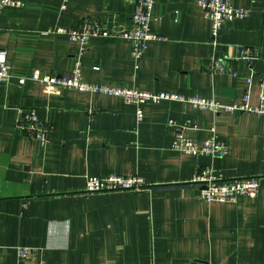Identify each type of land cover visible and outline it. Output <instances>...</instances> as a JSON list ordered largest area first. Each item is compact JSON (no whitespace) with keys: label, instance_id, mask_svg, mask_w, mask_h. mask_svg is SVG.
<instances>
[{"label":"crops","instance_id":"crops-1","mask_svg":"<svg viewBox=\"0 0 264 264\" xmlns=\"http://www.w3.org/2000/svg\"><path fill=\"white\" fill-rule=\"evenodd\" d=\"M17 1L0 9V48L12 74L0 82V264H264L263 115L161 100L142 104L138 120L136 105L122 97L32 78L71 77L79 58L90 83L224 104L249 90L257 104L264 0H232L250 15L227 21L216 45L197 0H155L158 37L138 62L125 38L94 37L82 49L56 31L93 20L117 34L131 26L136 0ZM242 46L260 50L252 66L236 59ZM214 52L231 71H208ZM21 109H36L50 124L46 146L17 127ZM179 124L200 144L215 133L228 153L175 150ZM205 167L225 178H257V195L205 202L192 181ZM106 174L139 176L146 186L86 190L88 176ZM20 247L37 249V256L20 258Z\"/></svg>","mask_w":264,"mask_h":264},{"label":"built area","instance_id":"built-area-1","mask_svg":"<svg viewBox=\"0 0 264 264\" xmlns=\"http://www.w3.org/2000/svg\"><path fill=\"white\" fill-rule=\"evenodd\" d=\"M8 5H19L17 0H0V9ZM197 5L204 11L206 18L211 21V41L214 45L218 43V38L223 33L225 23L236 19H244L250 15L247 8L236 7L232 0H197ZM155 0H136L135 10L131 17V26L125 30L114 34L107 26L99 21L85 20L78 25L67 29L59 26L56 31L66 33L69 39L79 43L83 49L91 38H111L120 37L129 40L132 44V58L138 62L146 53L149 43L158 36L152 30L153 10ZM261 52L258 48L251 46H242L238 49V61H244L249 66L258 60ZM228 68L227 62L216 56H212L208 71L214 73H224ZM11 65L5 49L0 48V82H8L11 78ZM73 75L71 77H57L40 79L38 72L33 74L32 78L41 80L47 84H62L68 88H75L83 92L103 93L112 96L122 97L127 104H134L137 108V118L141 120L144 117L142 104L145 102H160L161 100H180L190 102L194 107L200 109H209L212 111H241L257 113L264 116V74L260 78L261 93L259 102L252 104L250 102V91L246 90L243 98L239 102L224 104L215 99H204L200 97L185 98L178 93L153 92L139 90L123 86H109L104 84H94L84 80L82 75L80 59L75 60L73 66ZM236 75L235 71L232 72ZM26 77H20L19 82L23 84ZM249 82L252 78L248 79ZM168 124L176 125L174 120H169ZM17 127L29 137L41 145L46 146L49 141V132L51 126L49 123L39 119L36 109L20 110L17 120ZM178 132L173 141V148L187 154L224 156L228 153V145L213 133L203 143H198L185 136L183 130L185 125H178ZM192 181L200 186V194L205 202H237L238 197L242 195L256 196L259 190V180L255 177L225 178L216 173L210 167H205L198 171ZM146 186V182L139 176L129 175L121 176L114 174L88 176L86 180V190L89 192L111 191V190H140ZM37 249L30 247L18 248L20 258H35ZM42 264V263H40Z\"/></svg>","mask_w":264,"mask_h":264}]
</instances>
